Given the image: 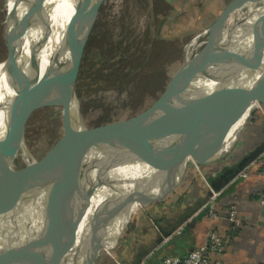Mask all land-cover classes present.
Wrapping results in <instances>:
<instances>
[{
    "label": "water",
    "instance_id": "water-1",
    "mask_svg": "<svg viewBox=\"0 0 264 264\" xmlns=\"http://www.w3.org/2000/svg\"><path fill=\"white\" fill-rule=\"evenodd\" d=\"M41 1L44 0L35 2ZM237 2L229 1L210 26L221 24ZM102 3V0H74V12L63 32L66 42L64 56L34 83L26 96L0 110H6L0 141L22 132L24 142L27 124L37 110L48 106H60L66 110L63 145L55 152L50 167L41 171L37 163V172L21 187L17 227L2 224L0 219V233L10 240L0 256V264H69L82 254H99L101 250L111 248L129 223L135 205L148 207L167 198L182 184L191 162L199 166L215 162L228 152L237 139L238 132L233 143L222 150L231 124L227 126V131L217 129L227 109L249 88L253 73L264 63V24L253 30L236 50L226 56L215 74L194 92L183 86L186 75L205 62L216 39L225 30L214 32L205 47L179 70L173 82L176 92L173 100L137 118L104 129H92L84 125L80 107L76 116L64 99L73 94L76 97L78 68ZM28 13L33 17L32 20L30 18L32 23L28 17L24 25H38L32 7ZM6 23L8 55L0 63L11 62L12 59L8 21ZM260 102L264 104V98H257L255 104ZM255 104L250 106L246 120ZM72 122L81 129L85 138L66 147ZM163 125H173L180 130L176 143L170 147L168 158L159 170L158 187L146 190L141 185L134 190L107 194L96 205L84 235L92 237V244L76 246L79 226L98 191L95 186L80 189L77 174L95 165L98 158L112 148L115 150L117 145L123 148L159 139ZM158 130L159 134L149 139L137 138L140 133ZM213 187L219 189L215 185ZM24 210L30 212L28 221H22ZM122 217L127 221L118 236L110 242L102 240L101 237Z\"/></svg>",
    "mask_w": 264,
    "mask_h": 264
},
{
    "label": "bare ground",
    "instance_id": "bare-ground-1",
    "mask_svg": "<svg viewBox=\"0 0 264 264\" xmlns=\"http://www.w3.org/2000/svg\"><path fill=\"white\" fill-rule=\"evenodd\" d=\"M35 1L37 0L11 1L13 11L20 12V15L18 14L13 19L9 13L7 20L12 59L11 62L6 60L3 69L0 71V110L6 109L18 98L26 96L34 83L47 71L52 70L65 53L66 44L64 43L66 42L63 32L66 22L74 12V0ZM104 1L106 0H102V2ZM238 6H242V8L238 21H236L237 24L231 26V16L235 7ZM30 7H32L35 19L39 23L36 26L28 27L24 23L28 21V17L30 21L31 17L28 13ZM15 19L18 20L15 21ZM46 19L55 20L58 32L56 40L35 47L38 44L37 41L46 35L43 33V22ZM58 19H60L59 30ZM30 23L32 22L30 21ZM262 24H264V0H238L235 6L227 12L221 24L216 23L207 28L185 46V60L190 61L198 54V50L208 43L214 32L225 30L216 39L205 62L187 73L184 81L189 76L191 79L187 84H183L184 88L188 87L187 90L190 89L191 92H194L200 85L209 80L220 68L226 56L236 50L251 32ZM75 94L76 97L73 94L64 100L69 102L71 109L77 114L79 108H77V93L75 92ZM257 98H264V63L253 73L249 88L237 97L224 114L223 121L217 130L227 131V126L230 124L231 129L228 136L225 137L222 150L223 147L233 143L238 128L245 122L249 108L257 102ZM4 118H6V110L0 112V134L4 128ZM179 130V127L166 125L165 132L159 139L133 146H123L117 151L112 148L98 158V164L77 174L80 189L95 186L98 191L79 226L78 237L74 243L76 246L92 244V237L84 235L88 230L96 205L107 194L112 191L134 190L141 185L146 190H153L158 187L159 170L168 158L170 147L176 143ZM84 138L85 134L72 122L67 133L66 147ZM23 139L22 132H19L0 141V219L2 224L5 223L13 228L17 227V218H19L17 216H19L18 204L21 187L37 172V161L31 160L29 152L26 153V144ZM142 178L143 182L141 183ZM4 196L7 197L3 198ZM138 206L139 204L135 205L134 210ZM126 221L125 217L117 220L110 231L101 239L105 242L114 240ZM9 242L10 240L0 233V256ZM97 257L98 253H86L69 261V264H95Z\"/></svg>",
    "mask_w": 264,
    "mask_h": 264
},
{
    "label": "rangeland",
    "instance_id": "rangeland-1",
    "mask_svg": "<svg viewBox=\"0 0 264 264\" xmlns=\"http://www.w3.org/2000/svg\"><path fill=\"white\" fill-rule=\"evenodd\" d=\"M11 1L0 0V37L3 38L0 61L8 55L7 14L10 13L13 19L20 15L13 11ZM229 1H104L91 28L76 77L77 108L80 107L84 125L104 129L137 118L173 100L176 97L174 79L186 63L185 46L215 22ZM241 8L235 7L231 26L237 24ZM59 22L60 19L58 30ZM56 27L55 20L46 19L43 22L46 35L35 47L56 40ZM3 67L4 62L0 63V71ZM190 79L191 76L184 84ZM258 105L263 104L257 103L253 108ZM65 111L60 106L41 108L27 124L26 153L29 152L31 160L37 161L41 171L50 167L55 152L64 143ZM165 128L163 125L161 136ZM158 134L159 130L143 132L137 138L145 140ZM120 147L117 145L115 150ZM173 196L175 193L165 200ZM23 214L22 221H28L30 212L24 210Z\"/></svg>",
    "mask_w": 264,
    "mask_h": 264
},
{
    "label": "crops",
    "instance_id": "crops-1",
    "mask_svg": "<svg viewBox=\"0 0 264 264\" xmlns=\"http://www.w3.org/2000/svg\"><path fill=\"white\" fill-rule=\"evenodd\" d=\"M263 168L264 104L253 108L226 154L210 164H189L175 196L138 206L119 239L100 251L95 264H160L166 256H185L204 244L211 229L224 240V264H264ZM206 180L219 187V217L214 220L200 211L210 196ZM232 205L239 226L228 218Z\"/></svg>",
    "mask_w": 264,
    "mask_h": 264
},
{
    "label": "built area",
    "instance_id": "built-area-1",
    "mask_svg": "<svg viewBox=\"0 0 264 264\" xmlns=\"http://www.w3.org/2000/svg\"><path fill=\"white\" fill-rule=\"evenodd\" d=\"M261 173L264 175V168L261 170ZM241 175L246 176V173L241 172ZM206 183L210 189V196L205 204L201 207L200 211H205L206 216L209 219L214 220L219 217V213L215 205V200L219 196V190L212 187V185L207 180ZM260 204L264 206V196L260 198ZM228 218L235 225L241 224V220L237 215V210L233 205L228 211ZM183 228L184 225H181L177 229V232L180 233ZM224 249L225 243L223 238L216 230L211 229L204 244L194 248L185 256H166L162 259L160 264H224L221 258ZM140 264L145 263L142 262Z\"/></svg>",
    "mask_w": 264,
    "mask_h": 264
},
{
    "label": "trees",
    "instance_id": "trees-1",
    "mask_svg": "<svg viewBox=\"0 0 264 264\" xmlns=\"http://www.w3.org/2000/svg\"><path fill=\"white\" fill-rule=\"evenodd\" d=\"M1 3H3V2H1ZM4 4H5V3H4ZM1 38H2V37H0V41H1ZM2 39H3V38H2ZM4 43H5V42H4ZM0 62H1V61H0ZM48 107H51V106H48ZM44 108H46V107H44ZM251 114H252V112H251ZM251 114H250V115H251ZM262 196H264V195H262ZM262 196H261V197H262ZM261 197H260V198H261ZM236 226H239V225H236Z\"/></svg>",
    "mask_w": 264,
    "mask_h": 264
}]
</instances>
